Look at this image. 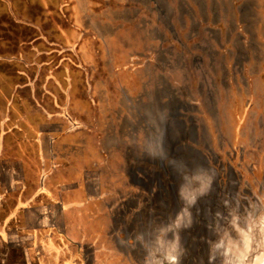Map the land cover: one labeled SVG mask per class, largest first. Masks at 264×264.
<instances>
[{"label": "rangeland", "instance_id": "obj_1", "mask_svg": "<svg viewBox=\"0 0 264 264\" xmlns=\"http://www.w3.org/2000/svg\"><path fill=\"white\" fill-rule=\"evenodd\" d=\"M185 144L212 169L192 175ZM41 173L99 181L57 264H175L194 251L173 241L182 215L202 224L176 186L189 201L215 179L220 247L200 252L202 231L191 264H264V0H0V264H56L12 231Z\"/></svg>", "mask_w": 264, "mask_h": 264}, {"label": "crops", "instance_id": "obj_2", "mask_svg": "<svg viewBox=\"0 0 264 264\" xmlns=\"http://www.w3.org/2000/svg\"><path fill=\"white\" fill-rule=\"evenodd\" d=\"M179 87L184 86L179 85ZM168 88L172 90L171 88L173 87L168 86ZM181 99L182 97L180 98V102ZM157 144H161L159 140ZM43 162L44 160L42 157L39 159L38 163H32V161L30 162L33 167L36 164V167L34 168L35 170H38L34 171V169H31L34 175H38V172L42 170ZM40 175L41 177L34 176L37 181V186L33 189L31 196H28V199H26L27 202L20 200V197H16V209L12 212V231L16 234L21 231L27 232L24 241L25 243L22 245L23 250L27 251V255H25L26 252L24 253L25 257L29 256L28 251L33 249H37L36 251H38L39 247H42V250L46 249L48 251L47 254L51 258L56 259L55 263L57 264V261L63 256L59 251V249L63 248V246L59 245V240L55 242V238L59 237V239L61 238V240H67L69 243L78 244V240H80V238L78 233H76L75 228H85V226H87L86 219H78V215L86 216L87 212L102 211L100 208V202L97 201L99 199V193L97 192L99 181H96L94 178L86 177L84 183L86 185L84 188V184H81V177L75 181L76 183L73 181L67 182L65 180H61V182H50L49 184L46 180L44 181L41 179L43 178L44 173H41ZM76 175L77 173H75V176ZM63 176L66 178L65 176L67 175L63 173ZM27 179L24 178V182L22 183H26ZM11 185L12 193L19 191L20 189H24L22 187L19 189L17 187V183L14 182H12ZM17 215H22V217L31 216L34 218L32 221L34 223L24 222V224H19V220L15 219V216ZM74 223H77L78 227H74ZM93 225L94 229H96V223ZM39 237L40 246L36 243V238ZM16 241L17 237L13 235L12 242ZM79 247L80 245H78V248ZM44 255L45 254L40 256L43 258ZM40 256H38V258Z\"/></svg>", "mask_w": 264, "mask_h": 264}, {"label": "water", "instance_id": "obj_3", "mask_svg": "<svg viewBox=\"0 0 264 264\" xmlns=\"http://www.w3.org/2000/svg\"><path fill=\"white\" fill-rule=\"evenodd\" d=\"M203 4V3H202ZM211 4L212 6L215 4V0H211ZM205 5V4H203ZM204 9H206V5L205 7H203ZM241 12V11H240ZM243 14L241 13V20H245V18L242 16ZM192 142L194 140H191ZM196 141V139H195ZM165 151V150H164ZM185 154L188 155V157H190V161L192 162L191 165H189L190 171L192 172V175H195L197 177H200L202 174H204L205 171H210L212 168L209 165V161L208 158L206 157V155L199 149H196L193 145H185ZM167 152H165L164 155L167 156L166 154ZM233 176H235V173L232 172ZM186 180V178H185ZM235 180V178H234ZM234 183H237V181H234ZM184 184V181L181 183V186H176V194L177 196H179V198L181 199V205H177L176 208V215H179L180 213L183 214L184 209H186V206H190V207H195V210H197V214L199 215V219L200 222H202L201 225H197L196 224V217H194L192 214L190 215H185L183 214L181 219L182 221L179 222V226L182 229L181 233H177V231L173 230L172 231V236H173V241H178L180 242V245L185 246L187 249L190 246L192 251L191 253H182L184 255H182L180 258H178L176 256V259H174L173 261L175 262V264H191L192 261L194 260V253L198 254L197 251V245L193 242L194 238H199L202 231L205 233L206 235L208 232L211 233V237L210 240H206V242L204 243V247L202 248V250L200 252L203 253V251H205V253L207 254V256H209L210 254H212V252H214L213 255H216V253L218 252V248L220 247V236L223 234L224 232V228H223V222H219L218 224H216L215 219H214V211L209 208L208 204L210 203L209 201H212L208 196L212 195L213 193H218V191H215V189H218V181L217 179L214 180L213 184L209 187H204V189L199 193L198 196H193L188 202L186 201V197L184 195H182V193L179 191L181 190L182 185ZM217 184V185H216ZM215 186H217V188H215ZM209 188V189H208ZM208 190V191H207ZM179 192V194L177 193ZM181 196V197H180ZM194 223V224H193ZM181 224V225H180ZM203 226V228H202ZM200 228V229H197ZM177 236V237H176ZM217 247V248H216ZM175 248H177L175 246ZM180 250V248H179ZM181 254V251H180ZM210 259L208 258L207 261H209ZM220 262V261H219ZM222 264V262H220Z\"/></svg>", "mask_w": 264, "mask_h": 264}, {"label": "flooded vegetation", "instance_id": "obj_4", "mask_svg": "<svg viewBox=\"0 0 264 264\" xmlns=\"http://www.w3.org/2000/svg\"><path fill=\"white\" fill-rule=\"evenodd\" d=\"M164 115V114H163ZM159 120H161V119H159ZM161 128L159 127V133H162L163 134V131H161ZM190 139L191 140H194V137H190ZM164 143V144H163ZM158 145V147H157V149L158 148H160V147H166L165 145V142H162L161 144H157ZM186 145V144H185ZM184 151H185V149H184ZM163 153H165V152H163ZM208 199H210V197L208 198ZM217 199V203H218V206H220L221 204L222 205H227V204H229L228 202H227V200L221 195V196H219V197H212V200H216ZM219 201H223V202H219ZM213 211H214V209H212ZM215 212V211H214ZM215 214V213H214Z\"/></svg>", "mask_w": 264, "mask_h": 264}, {"label": "bare ground", "instance_id": "obj_5", "mask_svg": "<svg viewBox=\"0 0 264 264\" xmlns=\"http://www.w3.org/2000/svg\"><path fill=\"white\" fill-rule=\"evenodd\" d=\"M161 131H163L162 128H161ZM161 131H160V132H161ZM158 140H159L160 143L165 142V141H164V135H163L162 133H159V132H158ZM163 144H164V143H163ZM160 149H163V151L165 150L163 147H160ZM191 163H192V162H191ZM188 167H189V165H188ZM190 172H191V171H190ZM189 180H190V179H189ZM182 190H183V189H182ZM180 201H181V200H180ZM221 249H222V248H221Z\"/></svg>", "mask_w": 264, "mask_h": 264}]
</instances>
